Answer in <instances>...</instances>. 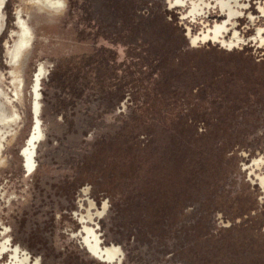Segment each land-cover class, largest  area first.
I'll use <instances>...</instances> for the list:
<instances>
[{"label": "rangeland", "instance_id": "rangeland-1", "mask_svg": "<svg viewBox=\"0 0 264 264\" xmlns=\"http://www.w3.org/2000/svg\"><path fill=\"white\" fill-rule=\"evenodd\" d=\"M52 1L0 9V120L18 114L0 123V244L106 264L84 216L115 264H264V0H239L218 38L219 0Z\"/></svg>", "mask_w": 264, "mask_h": 264}, {"label": "flooded vegetation", "instance_id": "flooded-vegetation-1", "mask_svg": "<svg viewBox=\"0 0 264 264\" xmlns=\"http://www.w3.org/2000/svg\"><path fill=\"white\" fill-rule=\"evenodd\" d=\"M27 1H29L31 4H37V6L39 8H41V9H43L45 6L52 8L51 6L54 5V2L52 0H27ZM2 2H3V0H0V9H1V6H2ZM175 3L181 4V3H183V0H175ZM218 3L220 5V7L222 8V10L227 11V19H225L220 24H215L214 25L213 30H212L213 31V38H218L219 35L222 34V31L227 29V24L228 23L234 24L233 22H231V19L236 17L238 15V13H239L238 9H236L235 6H238V7L242 6L239 3V0H219ZM232 3H234V5ZM54 6L55 7L53 9H56V10L59 9L58 6H56V5H54ZM198 8H199V3L193 2L192 8L190 10V13L197 12ZM21 21H22L21 18H19V26L21 28V36H20L19 41L17 43V50H20V49H23V48L27 47L28 44L30 43V40H31V31ZM257 33H258V35L261 36L262 29L258 28ZM188 34L190 36L191 42L196 43V41L198 40V37L197 36L192 37L190 32ZM208 35H209V33L208 34H204L202 36V39H206L208 37ZM233 37H235L237 40H241V38L238 36L237 31H235L233 33ZM222 42L225 43L226 39H223ZM232 44L233 43L230 42L229 46H232ZM41 71H43L42 66L39 68L38 73H36L35 76H34L33 86H34V83L36 82L37 77H38V81H40V73H41ZM15 72L16 71L13 72V74L15 76L14 81L22 84V79L20 77H18ZM20 87H21V85L17 84L16 88L20 89ZM34 87H33V90H34ZM17 92H18V90H17ZM32 115H34V114H32ZM17 118H18V114L14 113V114H12L10 116V118H7V119L3 118L2 120H0V123L4 127H6L8 125L12 126V124L16 122ZM34 124H35V122H34ZM40 131H41V128H40ZM32 132H33V130H32ZM32 132L27 137L26 141L29 140V138L31 137ZM3 136H4L3 132L0 129V137L3 138ZM27 145H28V143H26V146L23 149V151L26 148L30 147L29 145L28 146ZM2 146H3L2 141H0V152H1ZM34 149H35V147L30 148V151H29L31 165H32V161H33V151H34ZM22 157L24 158L23 152H22ZM24 166H25L27 172H29L31 166L27 167L25 165V158H24ZM85 220H86V222H84ZM92 220H93L92 218H88L87 219L84 216H81V218H80V222L82 224V231H80L79 233H80V236L83 237V242L85 243V245L88 248H90V250L95 255L99 256V258L102 260V262H104L106 264H115L116 263V259H117L116 254L118 255L117 252L119 250L118 247H116L114 245L111 248L107 247V246H103L102 240H100V236L97 233V230L95 229V227H93V226H91L89 224V221L91 222ZM73 235L76 236L77 234L74 233ZM5 252H9L10 255H11L10 262L6 263V264H31L32 261H33V259L31 258V255L27 251L22 249L20 246H14L12 244V240H10L9 238H5L3 240V242L0 244V256L2 257Z\"/></svg>", "mask_w": 264, "mask_h": 264}, {"label": "bare ground", "instance_id": "bare-ground-1", "mask_svg": "<svg viewBox=\"0 0 264 264\" xmlns=\"http://www.w3.org/2000/svg\"><path fill=\"white\" fill-rule=\"evenodd\" d=\"M194 43V42H192ZM40 83V81H38V77L36 79V82L34 83V90H33V94H34V106H33V114H34V121H35V124H34V128H33V132L31 134V137L29 138V140L27 141L28 145L30 147L26 148L24 151H23V156L25 158V165L28 167V166H31V160H30V155H29V151H30V148H33L36 146V142L39 140V135L41 134V131H40V123H39V119H38V114H37V111L39 110L38 109V100H37V95H38V84ZM38 109V110H37ZM27 145V146H28Z\"/></svg>", "mask_w": 264, "mask_h": 264}, {"label": "snow or ice", "instance_id": "snow-or-ice-1", "mask_svg": "<svg viewBox=\"0 0 264 264\" xmlns=\"http://www.w3.org/2000/svg\"><path fill=\"white\" fill-rule=\"evenodd\" d=\"M57 2H59V0H57Z\"/></svg>", "mask_w": 264, "mask_h": 264}]
</instances>
